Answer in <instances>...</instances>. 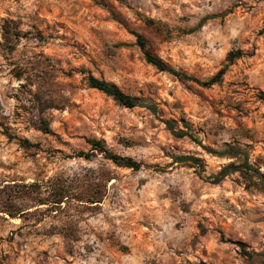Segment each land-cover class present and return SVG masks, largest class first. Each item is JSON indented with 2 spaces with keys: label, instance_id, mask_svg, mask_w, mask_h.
Returning a JSON list of instances; mask_svg holds the SVG:
<instances>
[{
  "label": "rangeland",
  "instance_id": "374dc122",
  "mask_svg": "<svg viewBox=\"0 0 264 264\" xmlns=\"http://www.w3.org/2000/svg\"><path fill=\"white\" fill-rule=\"evenodd\" d=\"M137 34L171 70L146 60ZM89 74L158 112L120 104ZM88 139L140 168L78 156ZM228 145L242 153L211 152ZM245 159L251 169L212 182ZM53 176L83 201L0 211V264H264V0H0V195Z\"/></svg>",
  "mask_w": 264,
  "mask_h": 264
},
{
  "label": "trees",
  "instance_id": "16d2710c",
  "mask_svg": "<svg viewBox=\"0 0 264 264\" xmlns=\"http://www.w3.org/2000/svg\"><path fill=\"white\" fill-rule=\"evenodd\" d=\"M210 18V16L204 17L198 24V26H202L204 22ZM147 22L150 24L155 23L153 19L148 18ZM8 33V32H7ZM137 44L144 51L146 60L155 65L157 68L161 70H171L169 65L159 56L153 54L151 51L146 49V43L142 35L137 34ZM241 56V52L237 53L231 52L228 55L229 63H232L236 58ZM227 71V66L222 67L213 77L209 80L203 82L204 85H212L217 82L223 80L224 74ZM181 77L185 79L197 80L194 77L181 73ZM88 84L90 87L96 88L100 91H103L109 96H112L115 100H117L120 104L126 107H135V106H145L150 109L153 113H157L158 109L155 103L145 101L137 96H132L124 92L116 83L107 81L104 78H99L93 74H89L87 77ZM166 124L168 128L173 132V134L177 137H185L188 136L195 140L196 142H201L191 130H183L178 129L175 126L174 120H167ZM42 128L46 132H50L49 125L45 119H42ZM88 143L91 145V148L88 152L79 151L77 153L78 156H84L86 158H90L95 153L104 154L105 157L114 161L117 165L138 169L141 166V162L133 159L132 157L123 156L118 153L110 150L106 143L101 139H88ZM214 154L218 156H226V157H237L242 153L241 148L228 145L226 149L223 150H215L211 149ZM175 160L179 162H187L191 166L201 167L204 169V162L200 157L194 155H176ZM251 169V165L248 163V160L245 159L240 161L239 163L231 162L221 168L217 175H215L212 179L213 183H220L222 180L226 178L230 173L235 171H243V170ZM4 189L3 194L0 195V211L6 212L11 217L22 216L21 213L24 209H20L17 211L14 209V205L16 202L21 201H32L36 204H48L56 209H63V203H66L68 200H76L83 201L81 195L73 194L71 185L68 179H65L60 176L49 177L48 179L35 180L33 182H13V183H5L2 187ZM47 195H44V193ZM73 194V196H72ZM97 200H93L91 202H96ZM17 211V212H16ZM28 212V211H27ZM251 255V253H248Z\"/></svg>",
  "mask_w": 264,
  "mask_h": 264
}]
</instances>
